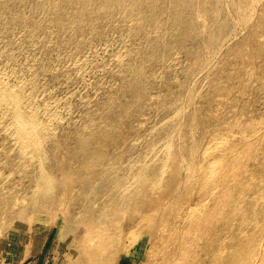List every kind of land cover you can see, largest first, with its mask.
Listing matches in <instances>:
<instances>
[{
	"label": "rangeland",
	"instance_id": "374dc122",
	"mask_svg": "<svg viewBox=\"0 0 264 264\" xmlns=\"http://www.w3.org/2000/svg\"><path fill=\"white\" fill-rule=\"evenodd\" d=\"M64 1L0 2V264H264V0Z\"/></svg>",
	"mask_w": 264,
	"mask_h": 264
},
{
	"label": "bare ground",
	"instance_id": "6f19581e",
	"mask_svg": "<svg viewBox=\"0 0 264 264\" xmlns=\"http://www.w3.org/2000/svg\"><path fill=\"white\" fill-rule=\"evenodd\" d=\"M1 1H5V0H0V2ZM36 1V0H35ZM38 1V0H37ZM42 1V0H41ZM61 1V0H60ZM68 1H72L74 4L73 5H75V2H77L78 4H80L82 7H83V10H86L87 12H88V8L90 7V5H91V3H92V1L93 0H68ZM68 1H64V3L65 2H68ZM109 0H105V2H108ZM115 1V0H114ZM119 1V0H118ZM63 2V1H62ZM117 2V1H116ZM116 2L114 3V5L116 4ZM120 2V1H119ZM118 2V3H119ZM45 3V2H44ZM43 3V5H45L46 6V4H44ZM48 3H50V2H48ZM69 3V2H68ZM117 3V7H118V5H120V3L118 4ZM123 3H124V1H123ZM122 3V4H123ZM139 3V2H138ZM142 3V2H141ZM147 3V2H146ZM3 4V3H2ZM41 5H42V3H40ZM52 4H54V2L52 3ZM58 4V3H57ZM93 4V3H92ZM113 4V3H112ZM40 5V6H41ZM50 5L51 4H47V6H49L48 7V10H49V8H52V7H50ZM60 5H62L61 3H60ZM68 5V4H67ZM72 5V4H71ZM79 5V6H80ZM136 5V4H135ZM138 5V4H137ZM146 5V4H145ZM53 6V5H52ZM76 6V5H75ZM74 6V7H75ZM79 6H77V7H75V8H78ZM44 7V6H43ZM60 7V6H59ZM62 7V6H61ZM111 7V6H110ZM113 7V6H112ZM116 7V6H115ZM41 8V7H40ZM39 8V9H40ZM47 8V7H46ZM68 8V7H67ZM69 8H71V7H69ZM98 8V7H97ZM43 9V8H42ZM44 9H45V7H44ZM55 9V8H54ZM59 9V8H58ZM57 9V10H58ZM94 9V8H93ZM92 8H91V10H93ZM41 10V9H40ZM59 10H61V9H59ZM68 10V9H67ZM70 10V9H69ZM77 10V9H76ZM102 10V9H101ZM112 10V9H111ZM55 10H53V12H54ZM62 11V10H61ZM79 11V9L77 10V12ZM48 12V11H47ZM56 12V11H55ZM70 12H72V11H69V13ZM93 12V11H92ZM103 12V11H102ZM68 13V12H67ZM75 11H73V15H75V16H77V13H75ZM79 13H81V12H79ZM78 13V14H79ZM89 13V12H88ZM49 14H50V12H49ZM55 14V13H54ZM58 14V13H57ZM86 14V13H85ZM94 14V13H93ZM96 14V13H95ZM56 15V14H55ZM83 15V14H82ZM88 15V14H87ZM103 15V14H102ZM69 16H72V15H69ZM74 17V16H73ZM81 17V16H80ZM79 17V18H80ZM90 17V16H89ZM146 17H144V19H145ZM151 18V17H150ZM84 19V18H83ZM86 20V19H85ZM149 20V19H148ZM35 22V21H34ZM38 22V21H37ZM41 23V22H40ZM43 24V23H42ZM42 24H41V26H42ZM143 24V23H142ZM38 25V24H37ZM36 25V23H35V25L34 26H37ZM75 25V24H74ZM39 29H40V27L39 26H37ZM36 27V28H37ZM73 27H75V26H73ZM37 28V29H38ZM141 73V72H140ZM143 73V72H142ZM11 96V100H12V103L14 104V107H15V109H16V111H15V119H16V121H17V124H18V134L21 136V138H22V140L26 143V144H28V145H32V146H36V144L38 143V141H37V138H36V135L34 134V131H35V126H36V121H35V117L33 116V115H28L27 113H26V111H24V108H23V106H22V100H21V98H20V96L19 95H17V94H11L10 95ZM5 102V96H4V94L3 93H1L0 92V105L1 104H3ZM81 143V142H80ZM82 144V143H81ZM38 148V147H37ZM39 149V148H38ZM81 149V148H80ZM40 150V149H39ZM36 151H37V149H36Z\"/></svg>",
	"mask_w": 264,
	"mask_h": 264
}]
</instances>
